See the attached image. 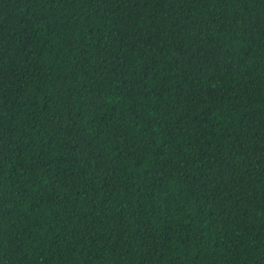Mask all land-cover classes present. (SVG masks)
Wrapping results in <instances>:
<instances>
[{
	"label": "trees",
	"instance_id": "1",
	"mask_svg": "<svg viewBox=\"0 0 264 264\" xmlns=\"http://www.w3.org/2000/svg\"><path fill=\"white\" fill-rule=\"evenodd\" d=\"M0 264H264V0H0Z\"/></svg>",
	"mask_w": 264,
	"mask_h": 264
}]
</instances>
